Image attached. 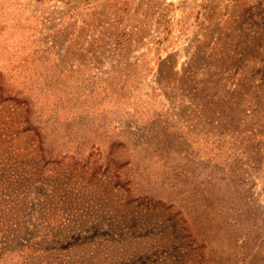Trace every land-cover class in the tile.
<instances>
[{"label": "rangeland", "instance_id": "374dc122", "mask_svg": "<svg viewBox=\"0 0 264 264\" xmlns=\"http://www.w3.org/2000/svg\"><path fill=\"white\" fill-rule=\"evenodd\" d=\"M0 158V264H264V0H0Z\"/></svg>", "mask_w": 264, "mask_h": 264}, {"label": "trees", "instance_id": "16d2710c", "mask_svg": "<svg viewBox=\"0 0 264 264\" xmlns=\"http://www.w3.org/2000/svg\"><path fill=\"white\" fill-rule=\"evenodd\" d=\"M2 158H0V169H16V168H10V166H7V165H5L4 163H2Z\"/></svg>", "mask_w": 264, "mask_h": 264}]
</instances>
